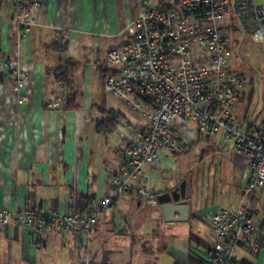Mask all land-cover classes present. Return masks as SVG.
Wrapping results in <instances>:
<instances>
[{
	"label": "crops",
	"instance_id": "obj_1",
	"mask_svg": "<svg viewBox=\"0 0 264 264\" xmlns=\"http://www.w3.org/2000/svg\"><path fill=\"white\" fill-rule=\"evenodd\" d=\"M141 1L45 0L39 24L18 38L15 9L0 0V57L18 58L30 76L22 101L13 91L12 78L0 72V208L84 213L100 207L105 198L113 199L88 233L51 227L38 233L18 222L1 227L0 264H203L214 244L207 209L242 200H250L254 216L263 226L259 236L238 249V263L264 264V191L248 197L246 159L220 135L205 138L229 153L223 157L231 174L215 171L222 185L219 191L212 189L214 200L211 198L207 209L201 206L197 181L183 178L190 206L186 221L180 222L176 212L167 221L158 204L137 196L136 181L129 192L115 191L113 174L122 167L127 149L120 125L133 127L127 118L133 111L125 101L105 91L106 57L128 40L125 29L137 17ZM59 33L67 46L65 53L52 50ZM63 57L79 64L75 79L87 84L76 109L47 105L59 83L47 67L61 63ZM97 80L102 86L96 88ZM245 85L246 80L236 89L234 107L241 97L246 99L249 90ZM253 94L251 91V101ZM108 110L120 114L112 130L98 125L102 120L111 122ZM258 119L255 114L252 119L238 120L253 126L264 117ZM185 131L181 136L183 154L203 138L197 131L195 135ZM183 154L163 152L162 164L145 167L155 193L171 191L180 183L173 173L179 167L175 158ZM152 182H159L160 190L156 191ZM209 193L210 189L208 197ZM218 195L228 202H215ZM85 197L93 199L87 210Z\"/></svg>",
	"mask_w": 264,
	"mask_h": 264
},
{
	"label": "built area",
	"instance_id": "obj_2",
	"mask_svg": "<svg viewBox=\"0 0 264 264\" xmlns=\"http://www.w3.org/2000/svg\"><path fill=\"white\" fill-rule=\"evenodd\" d=\"M5 1L15 9L18 38L39 24L45 0ZM238 27L248 31L254 41L264 42V4L255 0L141 1L137 17L126 26L128 40L106 57L105 91L133 111L126 115L133 127L120 125L127 149L122 167L112 178L117 193L129 192L136 181L137 196L158 204L145 167L162 164L163 152L183 154L182 132L192 127L203 137L220 135L245 157L250 199L264 191V119L248 126L234 113L236 89L245 83L232 67L230 38ZM0 72L12 78L13 91L23 101L30 79L27 68L18 58L4 56L0 57ZM66 92L58 83L47 105L65 109ZM112 204L113 199L105 198L89 212L65 214L29 207L0 208V228L18 222L38 233L46 227L88 233L103 209ZM208 209L214 244L203 264H239L238 249L259 236L263 226L255 218L250 200Z\"/></svg>",
	"mask_w": 264,
	"mask_h": 264
},
{
	"label": "rangeland",
	"instance_id": "obj_3",
	"mask_svg": "<svg viewBox=\"0 0 264 264\" xmlns=\"http://www.w3.org/2000/svg\"><path fill=\"white\" fill-rule=\"evenodd\" d=\"M255 2L258 5L264 4V0H255ZM230 45L234 53L232 62H236V65L233 64L235 72L244 75L246 78L245 87L249 90L246 99L242 101L243 97H241L239 103L234 107V113L241 121H244L247 117L252 119L255 114L259 117L258 120H260L264 117V42L254 41L248 31L238 27L237 31L232 32ZM85 85H87L85 82L74 79L72 89L83 92ZM98 85L102 86L99 80L96 82V88ZM251 91L254 92L252 101L250 100ZM185 132L187 134H196L194 127L186 129ZM187 151L186 154L175 158V162L179 167L173 174L175 179L180 182L184 180L183 178L189 180V177L197 181L199 184L198 189L202 194L200 200L201 206L205 209L207 206H211L209 205L213 202L211 198L214 200L212 189L216 187L217 191H219L222 185L219 174L214 175L215 171H228V176L231 174L229 163L223 157V155H228L229 153L227 151H220L214 142L207 141L205 137L201 138L197 144L192 146L191 150L189 149ZM230 179L229 177L228 180L230 181ZM210 181L212 183L214 182L215 185H213L214 183L208 184ZM152 183L156 191L160 190L158 187L159 182ZM209 189L210 193L208 197L206 194ZM236 196L234 195L232 199ZM216 197H219V200L215 202H228L224 201L220 195Z\"/></svg>",
	"mask_w": 264,
	"mask_h": 264
},
{
	"label": "trees",
	"instance_id": "obj_4",
	"mask_svg": "<svg viewBox=\"0 0 264 264\" xmlns=\"http://www.w3.org/2000/svg\"><path fill=\"white\" fill-rule=\"evenodd\" d=\"M66 44L64 41V37L61 33H59L57 36H55V40L52 43V50L58 52V53H65L66 51ZM79 64L67 57H63L62 62L59 64H56L53 67H47V71L49 73H53L54 79L56 82L62 83V85L66 89V99H65V108L70 109H76L79 107V98L81 96L80 91L73 90L72 84L75 79V73L78 71ZM108 72V71H107ZM106 112V111H105ZM107 113L109 114L111 122L109 120H102L98 123L100 127H108L106 129L112 130L114 128V121H117L120 117L119 113H114L112 110H108ZM93 199L92 197H85L83 198V205L85 207V210H87V207L91 205ZM84 210V211H85ZM85 213V212H84ZM94 264V263H92Z\"/></svg>",
	"mask_w": 264,
	"mask_h": 264
},
{
	"label": "water",
	"instance_id": "obj_5",
	"mask_svg": "<svg viewBox=\"0 0 264 264\" xmlns=\"http://www.w3.org/2000/svg\"><path fill=\"white\" fill-rule=\"evenodd\" d=\"M186 180L180 186L164 193H157V202L168 221L170 215L179 213V221H186L189 217L190 206L187 201Z\"/></svg>",
	"mask_w": 264,
	"mask_h": 264
},
{
	"label": "flooded vegetation",
	"instance_id": "obj_6",
	"mask_svg": "<svg viewBox=\"0 0 264 264\" xmlns=\"http://www.w3.org/2000/svg\"><path fill=\"white\" fill-rule=\"evenodd\" d=\"M183 181H184V180H183ZM183 181H181V182H183ZM181 182L177 185V187L181 185ZM186 185H187V181H186Z\"/></svg>",
	"mask_w": 264,
	"mask_h": 264
}]
</instances>
